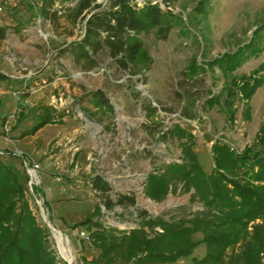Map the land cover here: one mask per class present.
Listing matches in <instances>:
<instances>
[{
  "label": "rangeland",
  "instance_id": "obj_1",
  "mask_svg": "<svg viewBox=\"0 0 264 264\" xmlns=\"http://www.w3.org/2000/svg\"><path fill=\"white\" fill-rule=\"evenodd\" d=\"M147 1L155 0L134 2L141 6ZM166 1L179 21L165 38L156 28L138 34L146 61L124 69L106 48L94 56V64L60 52L66 41L79 37L82 24L72 26L65 17L55 22L42 18L40 0H0V24L8 27L0 41V73L9 78L0 79V149L22 156L19 167L23 160L39 165V179L29 178L26 195L39 223L48 228V246L60 264H83V257L90 260L97 254L81 234L88 229L72 227L95 204L101 207L102 223L120 230L137 227L140 210L172 219L202 209L181 183L161 200L145 193L150 172L181 161L185 139L165 135L174 125L195 135L194 150L210 172L215 140L241 151L253 142L263 121L264 84L250 100L251 119L242 117L237 100L236 121L229 125L221 110L204 105L221 88V71L216 66L195 73L188 69L246 42L264 21V0H208L205 14L194 10L198 0ZM98 2L107 5L109 0ZM65 5L57 0L54 7ZM260 65L264 75V42L259 56L233 73L248 74ZM95 90L106 94L111 110L90 100ZM46 112L53 113L55 122L23 136ZM95 175L109 184L104 194L91 185ZM120 195L133 196L134 203L116 204ZM108 199L110 208L104 203ZM203 253L201 244L192 255ZM169 264H191V257Z\"/></svg>",
  "mask_w": 264,
  "mask_h": 264
},
{
  "label": "trees",
  "instance_id": "obj_2",
  "mask_svg": "<svg viewBox=\"0 0 264 264\" xmlns=\"http://www.w3.org/2000/svg\"><path fill=\"white\" fill-rule=\"evenodd\" d=\"M57 0H40L39 15L53 22L60 17L72 26L82 24L79 37L66 41L60 52H69L76 62H95L94 56L104 48L126 69L146 61L147 52L138 34L156 28L165 38L179 18L170 10H163L158 2L147 1L138 6L135 0H60L69 5L55 8ZM208 0H198L194 10L205 14ZM63 10L62 13H59ZM7 26L0 24V41ZM264 21L256 24L249 39L234 50H227L203 64L191 63L188 71L195 73L207 66L221 71L224 81L219 91L204 101L208 109L217 108L229 125L236 121L242 102V117L251 119L250 100L264 84L260 65L248 74L233 72L263 50ZM205 64V65H204ZM0 79H9L0 73ZM90 100L101 108L112 109L106 94L91 91ZM152 110V109H150ZM61 117L66 113L61 112ZM53 113L27 129L22 135H33L47 123L55 122ZM4 120V119H3ZM4 122V121H3ZM181 141L180 162H169L162 172H150L145 180V193L161 200L181 183L192 190V199L202 209L191 217L166 219L137 213L138 226L129 230L105 226L99 219L101 207L94 209L73 228L88 229L89 242L97 250L83 264H169L191 257V264H262L264 259V114L252 143L241 151L228 142L215 140L211 145L213 166L205 170L194 150L195 135L179 125L165 133ZM0 264H60L49 249L48 228L41 225L28 198L29 176L21 164L22 156L9 149H0ZM93 189L105 193L108 182L100 175L90 179ZM35 190H40L36 188ZM134 203V197L120 195L116 204ZM105 205L113 203L108 199ZM204 245L202 256L194 250ZM238 247V248H237ZM237 248V249H236ZM66 264V263H62Z\"/></svg>",
  "mask_w": 264,
  "mask_h": 264
},
{
  "label": "built area",
  "instance_id": "obj_3",
  "mask_svg": "<svg viewBox=\"0 0 264 264\" xmlns=\"http://www.w3.org/2000/svg\"><path fill=\"white\" fill-rule=\"evenodd\" d=\"M23 165L29 175V178L31 179V182H37L39 179L37 174L39 165L37 163L29 164L26 160H23ZM81 234L84 236L85 239L90 240L89 235L87 233L81 232Z\"/></svg>",
  "mask_w": 264,
  "mask_h": 264
},
{
  "label": "water",
  "instance_id": "obj_4",
  "mask_svg": "<svg viewBox=\"0 0 264 264\" xmlns=\"http://www.w3.org/2000/svg\"><path fill=\"white\" fill-rule=\"evenodd\" d=\"M160 2V6H161V8H163V9H169V3L166 1V0H155V1H153V3H156V2Z\"/></svg>",
  "mask_w": 264,
  "mask_h": 264
},
{
  "label": "bare ground",
  "instance_id": "obj_5",
  "mask_svg": "<svg viewBox=\"0 0 264 264\" xmlns=\"http://www.w3.org/2000/svg\"><path fill=\"white\" fill-rule=\"evenodd\" d=\"M58 239H59V241H60V240H61V237L59 236Z\"/></svg>",
  "mask_w": 264,
  "mask_h": 264
}]
</instances>
